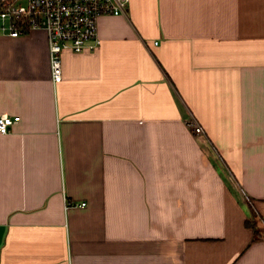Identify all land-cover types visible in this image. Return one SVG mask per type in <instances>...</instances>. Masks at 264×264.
Here are the masks:
<instances>
[{
    "label": "crops",
    "instance_id": "0c3cea01",
    "mask_svg": "<svg viewBox=\"0 0 264 264\" xmlns=\"http://www.w3.org/2000/svg\"><path fill=\"white\" fill-rule=\"evenodd\" d=\"M98 24L58 83L46 31L0 29V264H264V0Z\"/></svg>",
    "mask_w": 264,
    "mask_h": 264
},
{
    "label": "built area",
    "instance_id": "2783aa9c",
    "mask_svg": "<svg viewBox=\"0 0 264 264\" xmlns=\"http://www.w3.org/2000/svg\"><path fill=\"white\" fill-rule=\"evenodd\" d=\"M130 0H0V29L13 37L32 30L47 33L51 72L54 83L63 79L64 51L82 53L96 51L101 46L99 18L103 15L126 14ZM19 115H0V133H9L19 122ZM189 126L197 135L203 127L193 120ZM86 206L85 202L67 207Z\"/></svg>",
    "mask_w": 264,
    "mask_h": 264
},
{
    "label": "trees",
    "instance_id": "16d2710c",
    "mask_svg": "<svg viewBox=\"0 0 264 264\" xmlns=\"http://www.w3.org/2000/svg\"><path fill=\"white\" fill-rule=\"evenodd\" d=\"M251 221L253 222V224L250 221L248 222V224L251 225L252 227L253 226H256L257 227L256 220L253 218V220H251ZM254 231H255V238L254 239L257 240L259 238L258 236H260L261 233L258 230V228H255Z\"/></svg>",
    "mask_w": 264,
    "mask_h": 264
},
{
    "label": "rangeland",
    "instance_id": "374dc122",
    "mask_svg": "<svg viewBox=\"0 0 264 264\" xmlns=\"http://www.w3.org/2000/svg\"><path fill=\"white\" fill-rule=\"evenodd\" d=\"M3 24L2 20L0 19V25Z\"/></svg>",
    "mask_w": 264,
    "mask_h": 264
}]
</instances>
